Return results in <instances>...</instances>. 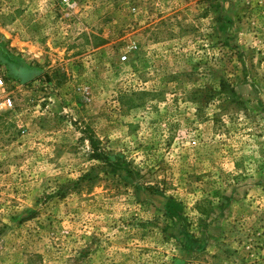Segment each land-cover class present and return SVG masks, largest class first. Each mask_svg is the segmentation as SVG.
I'll list each match as a JSON object with an SVG mask.
<instances>
[{"label":"rangeland","instance_id":"obj_1","mask_svg":"<svg viewBox=\"0 0 264 264\" xmlns=\"http://www.w3.org/2000/svg\"><path fill=\"white\" fill-rule=\"evenodd\" d=\"M0 75V264H264V0H0Z\"/></svg>","mask_w":264,"mask_h":264},{"label":"built area","instance_id":"obj_2","mask_svg":"<svg viewBox=\"0 0 264 264\" xmlns=\"http://www.w3.org/2000/svg\"><path fill=\"white\" fill-rule=\"evenodd\" d=\"M14 109V96L10 91L7 80L2 75H0V117L3 115V112H9Z\"/></svg>","mask_w":264,"mask_h":264},{"label":"trees","instance_id":"obj_3","mask_svg":"<svg viewBox=\"0 0 264 264\" xmlns=\"http://www.w3.org/2000/svg\"><path fill=\"white\" fill-rule=\"evenodd\" d=\"M92 146L94 147V151L96 152L95 154H96L97 158H102L101 160H103L104 159L103 155L101 154V152L98 151V149L95 146V144L92 143ZM106 159L109 160L108 158H106ZM149 189L152 190L151 187H149ZM159 190H161L160 187H156V189L154 191H151V192H155V191H159Z\"/></svg>","mask_w":264,"mask_h":264}]
</instances>
